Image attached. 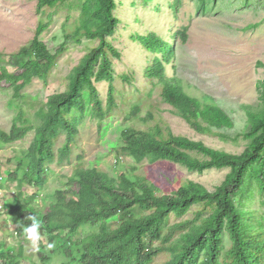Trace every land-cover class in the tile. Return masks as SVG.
<instances>
[{
    "label": "trees",
    "instance_id": "16d2710c",
    "mask_svg": "<svg viewBox=\"0 0 264 264\" xmlns=\"http://www.w3.org/2000/svg\"><path fill=\"white\" fill-rule=\"evenodd\" d=\"M71 2L38 0L36 12L50 22L52 15L69 8ZM115 10V0H95L93 7L89 0L82 6L74 34H65L55 51L40 41L49 22L40 23L30 46L14 57L16 61L11 57L15 71L0 67V89L11 90L14 102H25L24 90L34 80L47 82L67 46L83 40L96 43L65 78L64 91L49 96L34 113L33 121L20 109L10 131H0V146L14 144L33 132L29 147L8 177L10 183H16L17 201L7 216L19 239H24L23 227L36 217L42 237L35 260L24 257L20 248L18 252H0V264H51L58 258L60 264H264V217L235 204L236 197L253 182L264 204V118L260 134L253 128L247 151L235 156L172 134L162 117L151 110L158 108L157 104L150 105L143 117H138V109H132V121L145 128L122 131L117 159L129 158L135 164L168 161L198 173L229 169L213 192L193 181L166 178L176 190L162 196L155 184L134 173L114 178L96 167H85L82 156L72 162L86 112L85 96L98 129L117 111L112 60H120L121 55L108 41L119 24ZM181 35L185 36L184 31ZM135 40L157 56L145 75L151 83L156 80L152 85L158 90L160 103L196 133L232 140L215 132L231 129L232 120L211 97L191 96L181 80L166 77L165 68L174 49L155 34ZM122 80L128 82L129 78ZM100 83L108 84L105 104L95 86ZM73 113L77 117H72ZM61 137L63 144L56 149ZM52 165L73 166L67 180L76 188L56 190L49 204L33 207L45 190L47 168ZM116 216L119 223L114 225ZM223 232L230 240L227 250L223 249Z\"/></svg>",
    "mask_w": 264,
    "mask_h": 264
},
{
    "label": "rangeland",
    "instance_id": "374dc122",
    "mask_svg": "<svg viewBox=\"0 0 264 264\" xmlns=\"http://www.w3.org/2000/svg\"><path fill=\"white\" fill-rule=\"evenodd\" d=\"M88 1L72 0L69 8L52 15L49 22L45 16L37 14L38 0H0V67H6L9 72L15 71L11 57L12 62L16 61L14 57L30 46L40 23L49 22L40 41L50 51L58 49L65 34H74L82 6ZM91 1L93 7L95 0ZM115 2V16L119 24L108 41L121 55L120 60H112L117 111L98 129L97 121L91 116V103L85 96L86 112L79 127L72 162L82 156L85 167H96L114 178L122 173H134L155 184L162 196L171 195L176 190L175 186L166 182V178L193 181L213 192L230 173L229 169L198 173L168 161L135 164L129 158L118 160L121 133L130 127L145 128L132 121V109H138V117H143L150 105L157 104L158 108L151 110L162 117L172 134L202 142L230 155L244 154L250 144L249 136L260 127L264 118V0ZM183 31L185 36L181 35ZM149 34H155L174 49L173 59L165 68L166 77L181 80L191 96L205 94L211 97L232 120L231 129L215 132L224 133L232 140L223 141L217 136L196 133L184 120L173 115L168 106L160 103L158 90L152 85L156 80L151 83L145 75L157 56L145 51L135 40ZM95 44L83 40L79 44L67 46L47 82L44 84L34 80L24 90L28 98L25 102H14L11 90L0 89V131H10L20 109L33 121L34 113L46 103L49 96L64 91L65 78ZM123 77H128L129 81L124 82ZM95 86L105 104L108 84ZM72 117H77V114L73 113ZM260 130H256L255 134L259 135ZM32 139L33 132H30L21 141L0 146L1 201L7 204V209L17 201L16 183H10L8 177L14 174L21 153L29 147ZM63 141L64 137H61L56 149ZM72 170L73 166H49L46 172L48 183L32 206L49 204L56 190H74L75 184L67 180ZM235 204L241 210L264 217L263 195L254 182L242 196L236 197ZM0 215V252H18L23 248L24 257L35 260L40 243L38 249H33L25 238H18L15 225L11 224L6 210L1 211ZM118 223L119 217L116 216L113 224ZM85 231L88 234L89 228ZM222 241L223 249L227 250L230 240L226 232L222 234ZM58 259L51 264H60Z\"/></svg>",
    "mask_w": 264,
    "mask_h": 264
},
{
    "label": "clouds",
    "instance_id": "9594fccd",
    "mask_svg": "<svg viewBox=\"0 0 264 264\" xmlns=\"http://www.w3.org/2000/svg\"><path fill=\"white\" fill-rule=\"evenodd\" d=\"M3 191L0 192V207L6 210V213L9 209H7V204H4L1 199L2 198ZM14 205V203H13ZM12 205V206H13ZM1 216V215H0ZM32 223L30 225L24 226L23 227V233H24V238L26 241L30 243V246L33 249H38L39 243L42 239L41 234H40V223L36 219V217H31ZM16 228V227H15ZM49 248L53 247V244H48Z\"/></svg>",
    "mask_w": 264,
    "mask_h": 264
},
{
    "label": "bare ground",
    "instance_id": "6f19581e",
    "mask_svg": "<svg viewBox=\"0 0 264 264\" xmlns=\"http://www.w3.org/2000/svg\"><path fill=\"white\" fill-rule=\"evenodd\" d=\"M0 185H1V184H0ZM0 192H2V191L0 190ZM1 211H3V210H2V208L0 207V212H1Z\"/></svg>",
    "mask_w": 264,
    "mask_h": 264
}]
</instances>
